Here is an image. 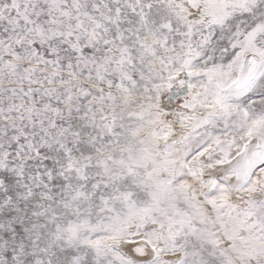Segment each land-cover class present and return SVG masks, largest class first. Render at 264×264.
I'll return each instance as SVG.
<instances>
[{
	"label": "snow or ice",
	"instance_id": "6c2138e0",
	"mask_svg": "<svg viewBox=\"0 0 264 264\" xmlns=\"http://www.w3.org/2000/svg\"><path fill=\"white\" fill-rule=\"evenodd\" d=\"M0 264H264V0H0Z\"/></svg>",
	"mask_w": 264,
	"mask_h": 264
}]
</instances>
